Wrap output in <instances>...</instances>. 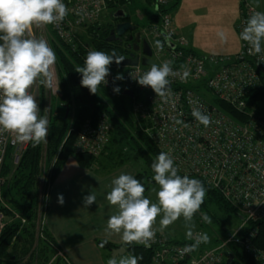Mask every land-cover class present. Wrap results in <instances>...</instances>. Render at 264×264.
<instances>
[{
    "label": "built area",
    "instance_id": "1",
    "mask_svg": "<svg viewBox=\"0 0 264 264\" xmlns=\"http://www.w3.org/2000/svg\"><path fill=\"white\" fill-rule=\"evenodd\" d=\"M114 1L63 0L69 12L62 22L50 25V28L46 25L49 46L52 48L53 36L74 46L79 31L100 22L105 10ZM152 1L158 20L152 21L140 32L143 40L150 44L151 59L155 64L170 62L174 71H182L181 66H184L190 72L189 77L186 80L169 77L172 95L167 100L156 96L150 87L140 86L133 79L138 73L149 69L141 64L128 68L110 66L107 82L101 85L111 97L123 94L125 89L133 90L134 93L138 91L143 95L142 100H137L135 93L131 112L144 132L161 152L170 153L179 174L204 180L219 191L243 218L238 229L229 233L215 248L201 253L198 248L202 243L194 250L184 252L186 246L195 243V239L189 242L173 241L167 234L156 232L154 242L148 247L154 249L152 264H226L233 245L241 246L260 264H264V250L256 248L252 242L256 232L243 236L249 222L264 219V120L257 117L253 105L250 107L249 103L251 96L263 94L264 59L261 54L250 53V46L242 40L239 53L232 56H202L194 53L189 48L188 40L174 28L171 10L173 0ZM255 11L259 10L249 3L245 4L237 26L238 33ZM138 57L142 60L147 56L141 53ZM111 70L124 75L123 81L115 82L121 89L119 94L113 91V78L117 73L114 74ZM51 71L48 98L61 97L56 59ZM200 86L247 119L239 121L230 117L212 99L204 97L198 91ZM30 92L36 97L41 110L37 91L30 89ZM193 108H199L210 115L212 122L209 126L205 127L192 116ZM175 119L184 121L188 126L175 124ZM112 132L113 127L108 117L102 118L97 124L87 123L78 135L75 152L101 157L111 142ZM30 145L31 142L18 143L12 133H0V201L13 214V218L9 220L0 212V238L8 222L20 220L22 224H26L19 213L3 202L2 186L6 177L2 173L7 164L12 170L18 167ZM43 186L47 188V192L51 188L46 186L45 175L40 179V187ZM41 201L37 231L38 236L43 237V195ZM199 234L202 233L194 234V237ZM57 255L64 257L60 251Z\"/></svg>",
    "mask_w": 264,
    "mask_h": 264
},
{
    "label": "clouds",
    "instance_id": "2",
    "mask_svg": "<svg viewBox=\"0 0 264 264\" xmlns=\"http://www.w3.org/2000/svg\"><path fill=\"white\" fill-rule=\"evenodd\" d=\"M68 12L63 0H0V133L14 134L18 143L31 142L35 147L46 143L49 134L48 117L40 115L39 104L30 89L38 81L50 84L56 54L45 39L32 34V28L58 24ZM217 36L222 41L227 39L222 29L217 31ZM239 38L250 46V53L261 54L264 59V11H255L247 18ZM124 61L125 58L115 50L107 53L89 48L83 66L77 65L74 70L81 74V86L89 89L91 94H97L99 86L107 82L110 65H120ZM181 68L182 71H174L170 62L164 61L151 64L147 71L135 77L131 75L140 86L150 87L156 96L167 100L172 95L169 77L186 80L190 75L184 66ZM118 80H124L123 73L118 72L113 78L116 94L121 90L115 85ZM44 111L46 113L47 108ZM192 116L205 127L212 122L210 115L199 108H193ZM174 123L188 126L180 119H175ZM151 170L154 173L152 180L158 185L151 189L156 202L144 195V185L133 175L121 173L112 179L106 200L116 207V211L108 217L106 229L119 235L125 244L135 242L151 247L156 236L157 217H160V231L183 217L188 238L195 239L184 252L207 243L206 233L194 237L191 231L193 217L200 211L206 195L203 183L188 175H178L174 158L167 152L162 151L156 156ZM94 202V193L83 196L85 207ZM58 203L64 204L62 194H58ZM200 215L203 221L211 223L207 213ZM140 259L142 257L124 254L109 258L107 264H138Z\"/></svg>",
    "mask_w": 264,
    "mask_h": 264
},
{
    "label": "trees",
    "instance_id": "3",
    "mask_svg": "<svg viewBox=\"0 0 264 264\" xmlns=\"http://www.w3.org/2000/svg\"><path fill=\"white\" fill-rule=\"evenodd\" d=\"M177 1L173 0L175 3L173 5L172 2L171 10L177 6ZM118 3L125 5L127 0H115L110 4V7L115 6L116 8ZM245 4L247 2L243 4V7ZM154 20H158L157 17ZM47 26L50 28V25ZM113 28L112 22L101 21L84 27L77 34L74 46L61 41L56 36H53L51 40L61 82L62 96L59 98L61 105L55 109L54 99L49 102L51 103L49 105L45 92L42 94L40 115H47L49 120L47 142L35 147L31 143L18 167L12 170L7 164L3 170L2 175L6 177L2 186L3 202L10 209L19 213L26 220V224H22L20 220H12L3 229L0 238V264H60V258L56 257L57 244L54 238L47 230H43V237L38 236L40 179L45 175L46 186H52L70 158L74 157L84 169L102 168L105 167V164L111 167L124 164H132L134 167L141 165L142 167L136 168L135 178L144 185L146 189L144 195L153 185H156L152 180L154 173L151 170V164L161 151L132 114L131 105L134 100L123 96L122 93L117 97H111L102 85L99 86L97 94H91L89 89L81 86V74L74 70L77 65L83 66L89 48L107 53L115 50L118 55L128 58L130 51L127 47L118 42H108ZM110 66L116 65L112 63ZM111 72L113 73V70ZM198 91L204 97L209 98L203 87L200 86ZM135 93L137 100L143 99V95L138 91ZM260 95L250 97V107L261 99ZM211 101L230 117L239 121L247 119L223 101L214 97ZM45 108H47L46 113ZM104 117L109 118L113 132L111 142L103 155L95 158L88 153H76V141L85 125L87 123L97 124ZM259 118L264 120V118ZM178 175L181 174L178 173ZM191 178L200 180L207 190L200 210L208 203H213L220 210L240 217L239 211L229 204L219 191L200 178ZM46 189L42 193H46ZM0 212H3L9 220L13 218L12 212L1 201ZM225 232L224 236L227 237L232 231ZM253 232H256L252 239L253 244L256 248L264 250V219L258 222H249L245 226L243 236H248ZM216 241L221 242V240ZM98 246L100 249L108 251L124 247L130 255L142 257L138 264H152L153 262L154 249L135 242L117 245L102 240L98 241ZM202 246L205 247V244L202 243L199 247ZM230 249V256H234L232 264H260L241 246L233 245ZM205 250L202 249V252Z\"/></svg>",
    "mask_w": 264,
    "mask_h": 264
},
{
    "label": "crops",
    "instance_id": "4",
    "mask_svg": "<svg viewBox=\"0 0 264 264\" xmlns=\"http://www.w3.org/2000/svg\"><path fill=\"white\" fill-rule=\"evenodd\" d=\"M245 2L264 11V0H178L177 6L172 10L174 28L188 40L190 49L202 56L235 55L239 53L242 44L237 26ZM131 5L137 6L139 11L135 14L141 21L148 20L147 25L154 21L152 0H127L125 5L118 3L116 8L109 5L105 13L110 16V22H113L119 10H125L131 22L137 26L129 11ZM220 29L227 34L224 41L217 36ZM260 97H264V91ZM106 165L102 168L84 169L72 157L48 192L46 190L42 194L45 200L42 212L43 230H47L56 241L57 254L58 251L63 253L64 257H59L60 264H107L112 251L100 249L98 241L105 240L117 245L124 243L119 235L106 229L108 217L116 211V207L106 200V194L110 191L112 179L121 173L136 177V168L132 164L118 167ZM91 192L96 195V202L85 207L83 196ZM58 194L64 197L63 205L58 203ZM154 228L157 233L167 234L160 231L156 224ZM213 242L199 247L198 252L201 253L202 249H207Z\"/></svg>",
    "mask_w": 264,
    "mask_h": 264
},
{
    "label": "rangeland",
    "instance_id": "5",
    "mask_svg": "<svg viewBox=\"0 0 264 264\" xmlns=\"http://www.w3.org/2000/svg\"><path fill=\"white\" fill-rule=\"evenodd\" d=\"M129 8H130V10H129L130 13H132V15H133L132 21L137 24L138 30H139V32H141L142 28L147 25L148 20L141 21L136 16L135 13H137V11H139V10H137L136 5H131ZM101 22H104V23L110 22V16L109 15L107 16L106 13L104 12L102 19H101ZM47 31H48L47 26H40V27L33 26V28H32V33L34 36H36L37 38L42 37L47 42H49ZM118 67H120V66H118ZM120 68H122V67H120ZM113 73L116 74L117 71L113 70ZM31 89L37 91L38 99L40 102L42 99V94L45 92V96L47 98V102L49 105H51V103H49V102H52L53 99H54L53 105H54L55 109L59 108V106L61 105V102L59 99L60 97L48 98L49 96L47 94V91H49V83H43V82L38 81L31 87ZM206 95L209 97V99L213 98L212 93L207 92ZM48 99H49V101H48ZM253 107H254V111H255V114L257 115V117L264 118V97H262L257 102H255L253 104ZM48 108H50V106H48ZM137 166L142 167L141 165L140 166L137 165ZM138 167H136V165H135V168L138 169ZM153 187L158 188V185H153L151 187V189ZM44 189H45L44 186L40 188V194H42ZM151 189L149 190V192L145 196L150 198L153 202H156V196L153 192H151ZM201 212L207 213V215L211 218V223H207L201 219V215H200ZM159 219H160V217H157L156 225L158 227H159ZM241 224H242L241 217L234 215V214H228V213L220 210L215 204L208 203L203 209H201L199 212H197L195 214V216L193 217V221H192V225H191V231L193 232V236H194V234H198V233H206L209 237L208 242L210 243L211 241H214L211 245L207 246V249H213L219 244L216 240L222 241L226 237V236H224L226 234L225 231H229V232L235 231L236 229H238L240 227ZM163 231H165L172 239H175L173 241H176V240L179 242L191 241V239H189L187 236L188 229L185 226V221H184L183 217L177 219L173 224L169 225ZM203 244H206V243H203ZM128 255H130V254H128Z\"/></svg>",
    "mask_w": 264,
    "mask_h": 264
},
{
    "label": "water",
    "instance_id": "6",
    "mask_svg": "<svg viewBox=\"0 0 264 264\" xmlns=\"http://www.w3.org/2000/svg\"><path fill=\"white\" fill-rule=\"evenodd\" d=\"M115 17H116V19H115L116 24L114 25V28L111 30L110 36L108 38V42H110V43H114L115 41L119 40L128 32L132 33V32H135L137 30V26H135L131 22V20L129 19L125 10H119L118 14H116ZM133 39L134 38H131L130 40H133ZM140 40H141V36L139 35L135 44L131 48H133L134 52H139L142 49L144 55H146L147 57H144L141 60L138 56H136L135 54H132L129 58H125V61L120 64L121 67H125V68L136 67L139 64L146 66V67H150L151 64L155 63V61L151 59L152 58V49L150 47V44L147 41L143 40L142 46H141ZM115 65L118 66L116 63H115ZM123 96L129 97L130 99H134L135 93L133 90L125 89L123 91ZM67 109H68V107H67ZM241 219L243 220L242 217H241ZM126 252H127V250L124 247L119 248V249H113L112 250V257L113 256H119L121 254H125ZM233 260H234V256L231 255L229 257V259L227 260L226 264H232Z\"/></svg>",
    "mask_w": 264,
    "mask_h": 264
},
{
    "label": "flooded vegetation",
    "instance_id": "7",
    "mask_svg": "<svg viewBox=\"0 0 264 264\" xmlns=\"http://www.w3.org/2000/svg\"><path fill=\"white\" fill-rule=\"evenodd\" d=\"M113 26L116 24L115 21L112 22ZM139 35L141 36L138 27L137 30L135 32H128L126 33L122 38H120L119 40L115 41L118 42L121 45H124L125 47H127V49L130 51V55L128 56V58L132 55L135 54L136 56H140L141 53H143L142 49L139 52H134L133 51V45L135 44L137 38L139 37ZM131 38H134L133 40H130ZM142 42H143V38L141 37L140 40V45L142 46Z\"/></svg>",
    "mask_w": 264,
    "mask_h": 264
}]
</instances>
